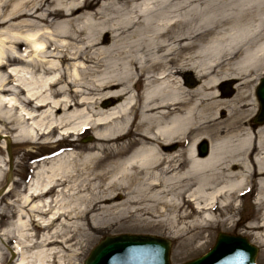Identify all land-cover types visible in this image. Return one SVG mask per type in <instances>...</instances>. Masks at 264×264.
I'll return each mask as SVG.
<instances>
[{
	"label": "bare ground",
	"instance_id": "obj_1",
	"mask_svg": "<svg viewBox=\"0 0 264 264\" xmlns=\"http://www.w3.org/2000/svg\"><path fill=\"white\" fill-rule=\"evenodd\" d=\"M65 1L0 0V120L11 129L0 126V147L48 146L88 128L96 139L35 160L21 184L0 157L3 195L15 193L0 211L11 218L0 230L9 263L74 264L69 238L86 239L98 222L164 224L184 244L231 224L246 196L258 213L245 228L264 246V123L254 126L243 109L227 124L215 117L197 127L205 106L174 77L190 69L201 80L195 95L222 78L255 79L264 68V0H103L96 13L111 9L117 19L100 27L112 34L98 48L97 37L68 41L83 38L67 16L91 3ZM194 131L185 156L154 142L187 141ZM201 133L210 140L204 157L195 150Z\"/></svg>",
	"mask_w": 264,
	"mask_h": 264
},
{
	"label": "rangeland",
	"instance_id": "obj_2",
	"mask_svg": "<svg viewBox=\"0 0 264 264\" xmlns=\"http://www.w3.org/2000/svg\"><path fill=\"white\" fill-rule=\"evenodd\" d=\"M81 5L85 3L84 0H79ZM103 0H87V2H90L91 5L89 7L81 8L80 10L76 11L73 15L67 16L68 19L74 20L72 21V25L69 26L71 29L75 28L77 31L81 32V37L83 38V41H75V40H68L72 44H75L76 46H80L81 44H84L86 40L89 39V37H97V43L94 46V48H98L102 42L103 45L110 42V36L112 32L110 30H102L100 31V27L103 23H109L111 21H115L116 16L112 15L111 9L107 11L105 15H102L100 13H96L98 11L99 6L102 4ZM109 0H104L105 3H107ZM70 2V0H66L65 4ZM54 23V22H52ZM49 24L45 22H39L40 26L47 25L50 27V29H56L55 24ZM109 26V25H107ZM53 41V40H51ZM53 43V42H52ZM51 43V45H52ZM182 43V42H181ZM52 47V46H51ZM184 54V52H183ZM184 56V55H183ZM94 59H96V56ZM75 60H68V64L73 63ZM87 64L89 66H92V62L89 63L87 61ZM64 66H67L66 62H63ZM69 66V65H68ZM101 69V68H100ZM99 70V69H97ZM62 74L63 71H60ZM185 74H192V76L195 77V79L199 80V84L194 87L187 86L184 82V76ZM264 75V68L261 70H257L255 74V79L252 81H248L246 83V80H242L239 76L230 77L227 79L222 78L216 85L212 86L211 88H206L205 90H200V95H195L194 90L197 88V86L200 85L201 80L199 77L195 76L190 69L182 68L177 74L174 75L176 78V81H178L182 88L181 90H184L185 94L189 93L191 96H187V98L191 97V99H197L203 106H205V110L203 111L202 119L200 122L196 124L197 127H203L206 130L208 127H210L214 123V118H219L220 120L226 121L225 123L230 121L227 120L230 113L233 111L238 112L240 110H252L249 114H247L248 117L251 119L256 115L258 110V102L255 97V87L258 81V78ZM91 77H87V81H89ZM224 80H231L233 83L231 84V87L234 88V93L232 96L228 97L223 95L219 90V84L222 82H225ZM91 81V80H90ZM244 82L242 85L239 84V82ZM143 89V83L139 82L136 84V90L135 93H140ZM74 90V89H72ZM73 93V91H72ZM240 93L239 95H237ZM73 95V94H72ZM60 98V97H58ZM240 99L237 103L234 104V100ZM256 100V101H255ZM219 102H225L224 106H218V111H216V103ZM255 105V108L253 107ZM98 107H105L106 104L104 101H101L95 106ZM111 105V103L109 104ZM241 108L239 109L238 107ZM61 111H58L57 114H59ZM3 126V122L0 120V126ZM240 125V123H239ZM8 131L11 132V129L7 127V125H4ZM202 128V129H203ZM92 129V128H91ZM58 132L54 133V140L58 136ZM200 134V132H199ZM197 132H192L190 134V137L188 138L191 140L192 138L199 135ZM204 138L210 142V140L205 136V133H201ZM203 139V138H201ZM43 141V139H41ZM40 140V141H41ZM46 146V144L41 143H24V144H16L14 141H11L10 146L7 147H0V157L4 158L5 163L8 167V171L11 172V179L16 184H21L22 182H26L25 179H27L30 174L32 173L30 165L32 158H41L45 154H51L54 151L59 150H73V148H76L80 150L81 148L87 147L94 142H96V139H94L92 135V130L90 128L85 129L84 131H81L79 134H69L67 138L52 142ZM125 142L128 141L127 139H124ZM156 142L158 148L165 153H174L178 154V156H185V150L187 146L185 145V142H181L179 139L176 141L172 140L169 141L166 144H163L158 141ZM176 143L177 147L170 149V147H173V144ZM167 148V149H166ZM78 152V151H77ZM33 159V160H34ZM37 160V159H36ZM33 162V161H32ZM6 177L4 181H2L0 185V193L2 190L5 191V185H6ZM13 188L17 189V186H13ZM14 191L7 193L6 195L1 196L0 198V211L3 210L6 204H8L9 199H14ZM238 210L234 214L232 220L233 222L222 224L219 226H215L214 228H204L201 231V234L199 237L184 241V244L180 243L177 238H174L170 236L171 231L169 227H164V224L159 226V228H140L139 226H136L135 224L132 226H129L128 224L119 225L118 223H115L114 221H110L107 223H100L98 222L94 226L93 231H89L90 235L86 237V239L80 241L81 239H76L75 237H70L68 243L73 246V248H76V259L73 261L74 264H83V260L87 257L89 251L92 249V247L104 236L107 235H118V234H144V235H152V236H159L167 238L171 241V248H170V264H182L185 261H188L190 259H193L201 254H203L205 251H207L213 244L217 237L218 233H228L233 235H241L246 237L250 243L255 245L257 247V253H256V263L257 264H264V246L260 244V242H256L253 239V235L255 231L249 232L245 228V225L250 223L251 219H253V215L258 213V209L253 204V200L250 196L244 197L241 202H237ZM189 211V208H186ZM1 213V212H0ZM2 217H0V230L4 228L5 223L11 220V218H8L4 216L1 213ZM220 216L219 218H221ZM225 217V215H224ZM241 221V222H240ZM238 223V224H237ZM198 230V229H197ZM8 245L12 246V243L9 242ZM0 248L3 250L4 255L0 259L1 264H11L9 263L10 257L8 253L6 252V249L4 247ZM5 257V258H3Z\"/></svg>",
	"mask_w": 264,
	"mask_h": 264
},
{
	"label": "water",
	"instance_id": "obj_3",
	"mask_svg": "<svg viewBox=\"0 0 264 264\" xmlns=\"http://www.w3.org/2000/svg\"><path fill=\"white\" fill-rule=\"evenodd\" d=\"M259 88L260 111L255 121L262 122L264 79ZM204 145L205 142H202L200 147ZM200 154L205 155L206 150L203 149ZM169 248L167 239L151 235L106 236L91 250L84 264H169ZM255 252L256 248L248 244L245 238L219 233L209 253L184 264H254Z\"/></svg>",
	"mask_w": 264,
	"mask_h": 264
}]
</instances>
